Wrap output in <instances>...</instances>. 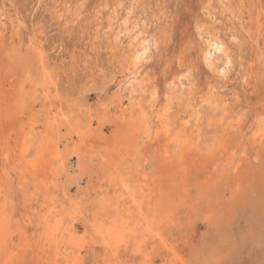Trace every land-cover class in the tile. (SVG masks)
<instances>
[{
    "label": "rangeland",
    "instance_id": "obj_1",
    "mask_svg": "<svg viewBox=\"0 0 264 264\" xmlns=\"http://www.w3.org/2000/svg\"><path fill=\"white\" fill-rule=\"evenodd\" d=\"M68 1L67 12L59 19L64 0H0L4 23L0 22V96L28 66L38 77L41 55L53 82L49 98L40 93L36 102L32 100L35 83L30 84L29 93H33L23 94L31 113L27 119L37 117L42 131L51 116L61 114L59 106L66 112L73 102L79 106L77 112L87 133L86 138L78 137L70 126H61L57 135L60 146L79 153L57 174L45 173L47 183L30 175L23 180L20 165L8 167L0 145V171L5 177L0 222L4 224L13 213L9 231L15 238L16 263L53 264V249L45 246L46 251L41 250L47 238V216L50 228L73 223L76 241L82 246L81 264H108L103 259L102 237L91 223L112 224L115 217L117 225L124 221L137 224L141 218L153 222V233L146 231L149 223L143 219V226L132 237L144 240L138 241L148 264H264V135L256 138L249 127L254 114L264 109L263 36L254 46L249 37L251 23L236 24L244 39L240 46H233L238 48L243 67L238 66L225 79L203 73L199 81L201 89L210 82L216 84L232 109L233 124L227 125L223 136L224 154L207 155L204 145L198 150L201 155L192 150L188 161L181 163L164 152L161 136L150 140L134 118H122L132 103L127 91L118 88L120 77L115 74L116 61L107 41L95 37L92 11L99 0H89L76 20L73 6L79 0ZM257 1L264 14V0ZM186 2L151 0L153 10L165 13L169 23L170 52L178 48L190 19ZM166 55L154 57L142 74L161 78L170 54ZM239 69L252 72L246 85ZM232 150L234 164L223 168ZM44 160L43 166L51 158ZM125 242L120 241L117 260L121 264L144 262L141 252L134 251L136 239L128 245Z\"/></svg>",
    "mask_w": 264,
    "mask_h": 264
},
{
    "label": "bare ground",
    "instance_id": "obj_2",
    "mask_svg": "<svg viewBox=\"0 0 264 264\" xmlns=\"http://www.w3.org/2000/svg\"><path fill=\"white\" fill-rule=\"evenodd\" d=\"M88 1L79 0L78 4L73 6L76 7L73 13L74 20L82 15ZM173 2L177 3L178 0ZM185 4L190 19L181 41H178V48L171 52L169 23L165 21V13L163 14L161 10H153L151 0H99L96 7L94 6L95 10L91 8L94 10L92 12L95 37L102 36L107 41L108 49L112 51L116 61L115 74H119L120 77L117 82L118 88L127 91L132 103V107L122 118H134L143 134L150 140L161 136L164 152L170 153L171 160L178 159L181 163L186 158L188 161V155L192 150H201L204 145V152L210 156L215 153L223 155L226 150L223 136L227 125L233 124V121H230L233 118L232 109L216 84L210 82L201 89L199 81L203 73L223 79L238 66L243 67V61L239 59V51H236L238 48L235 50L233 45L237 47L236 45H239L244 37L240 28L236 30L235 25L239 24L241 27L244 23H251L252 30H249V37H253L254 46L259 45L260 36H263L264 40V14L257 0H187ZM68 5L69 1L64 0L62 11L58 13L59 19L64 17ZM166 54L170 55L167 60L165 59L166 67L161 78L156 76L148 78L142 74V68L144 69L149 61L158 55L162 58L161 56ZM39 61L38 77L30 71L31 66H28L27 70L23 71L22 77L15 80L16 82L7 81L10 90L0 96V133L4 131V135L0 136L2 137L0 145L3 146L7 166L15 168L20 165L23 180H27V176L30 175L37 179L44 178L43 183H47L48 177H45V173L50 171L51 174H57L58 169L70 161L74 154L79 153L78 149L70 150L60 146L57 135L61 126H70L71 132H75L78 137L86 138L87 133L83 130V121L77 112L79 106L73 102L68 103L66 112L59 106L61 114L48 117L49 121L46 128L41 129L42 131H39L42 123L37 117L27 119L29 104L23 99L25 97L23 94L29 93L30 84L35 83L32 100L36 102L40 98V93L46 100L49 98V85L53 82L46 71L44 57L40 55ZM241 70L239 69L238 75H241L242 82L246 85L253 75L250 70L240 72ZM254 115L249 127L258 138L264 135V109ZM14 123L15 125L17 123L16 127ZM229 154V161L223 163V168L234 164V151H230ZM46 156L51 160L48 165L43 166L41 163L45 162ZM40 182L39 185L42 183ZM4 185V173L0 171V197ZM1 208L3 207L0 206ZM6 215L3 218H6ZM8 216L10 218L4 221V224L0 222V264H18L16 263L18 259L12 251V246L15 247V238L9 231L10 220L14 215L11 213ZM45 217L46 230L45 228L44 230L47 238L46 242L41 244V250L46 251L43 249L45 246L53 249L54 256L53 259L51 258L53 264H77L81 259L82 246L76 241L73 223L60 227L56 223L57 228L54 229L50 228L51 224L48 222L50 219L47 220V216ZM115 218L112 224L103 222L97 226L94 222L91 223L94 230L102 237V245L106 251L103 259L105 261L108 259V264H121L117 260L120 241L124 240L125 245H128L130 240L136 239L137 247L134 251L141 252L142 257H145L144 262L140 264H148L144 247L138 241L140 239L132 238L143 226V219L146 218H141L137 224L124 221L118 225L116 224L118 217ZM147 223L149 224L146 226V231L153 233L154 229L151 227L153 222L147 220ZM38 256L42 257L40 254Z\"/></svg>",
    "mask_w": 264,
    "mask_h": 264
}]
</instances>
